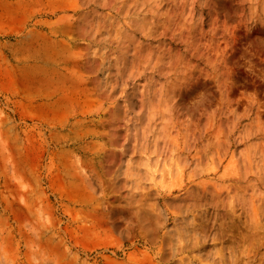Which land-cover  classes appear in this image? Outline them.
I'll return each mask as SVG.
<instances>
[{
    "label": "rangeland",
    "instance_id": "374dc122",
    "mask_svg": "<svg viewBox=\"0 0 264 264\" xmlns=\"http://www.w3.org/2000/svg\"><path fill=\"white\" fill-rule=\"evenodd\" d=\"M0 264H264V0H0Z\"/></svg>",
    "mask_w": 264,
    "mask_h": 264
},
{
    "label": "bare ground",
    "instance_id": "6f19581e",
    "mask_svg": "<svg viewBox=\"0 0 264 264\" xmlns=\"http://www.w3.org/2000/svg\"><path fill=\"white\" fill-rule=\"evenodd\" d=\"M32 2V1H31ZM29 4H31V3H29Z\"/></svg>",
    "mask_w": 264,
    "mask_h": 264
}]
</instances>
